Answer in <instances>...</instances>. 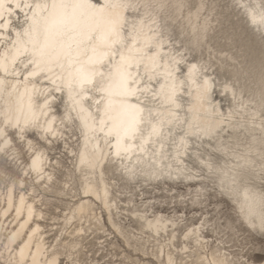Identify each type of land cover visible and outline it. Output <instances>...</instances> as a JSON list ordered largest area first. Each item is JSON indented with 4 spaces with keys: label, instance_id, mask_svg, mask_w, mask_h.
Here are the masks:
<instances>
[{
    "label": "bare ground",
    "instance_id": "6f19581e",
    "mask_svg": "<svg viewBox=\"0 0 264 264\" xmlns=\"http://www.w3.org/2000/svg\"><path fill=\"white\" fill-rule=\"evenodd\" d=\"M101 1L0 0V156L30 153L0 190V264H264V0H230L262 47L236 85L173 43L176 0L167 31ZM205 7L179 29L192 46Z\"/></svg>",
    "mask_w": 264,
    "mask_h": 264
},
{
    "label": "rangeland",
    "instance_id": "374dc122",
    "mask_svg": "<svg viewBox=\"0 0 264 264\" xmlns=\"http://www.w3.org/2000/svg\"><path fill=\"white\" fill-rule=\"evenodd\" d=\"M102 2L101 0H95ZM138 2L131 9V14L139 15L140 17L146 16L149 10H155L159 12L162 20V24L167 31V26L171 23V19L168 17V13L161 9L167 4H173L174 0H137ZM177 3L172 5V10L176 16L179 24L172 27L169 32L173 43L177 48H184L189 51L188 59L191 61H202L210 68V73H214V78H217V84L235 83L231 71L239 70L242 73L251 74L256 72V68L250 63L247 58L249 52H246L248 45H253V53L256 56L261 54L262 47L256 44L257 39H260L259 32L254 30L252 26L248 25L246 17L238 15V9L236 10L235 4L230 0H176ZM206 5L204 10L201 12L199 18V24L202 26L203 22L209 23L210 29L204 34L201 46H192L190 44V37L185 35H179V29L181 25L185 29L189 27L186 22L188 18L197 11L199 2ZM138 3L140 4L138 6ZM212 10V12H210ZM216 19V22L211 20ZM181 23V24H180ZM264 37V35H263ZM221 59V60H220ZM222 60H226L223 63ZM224 65L228 69L222 72L220 66ZM185 70V67H184ZM187 72V71H186ZM236 85V83H235ZM214 90V89H213ZM220 89H215L214 98H218L222 103V107L227 108L233 106V101L230 97H226L220 93ZM61 102V101H60ZM57 111L62 113V107L57 103ZM13 138L17 139L18 136L11 133ZM33 138H38L35 133L30 134ZM76 138H74V141ZM19 142V141H18ZM17 146L21 152L20 160H14L13 157L0 156V167L5 172L0 174V190H4L8 187L11 181L20 178L24 171V166L30 161V153L28 149H25L23 144L18 143ZM42 143V142H41ZM55 151L50 152L51 158H62L65 165L72 167V157L68 154V151L60 145ZM30 178V177H29ZM34 180V179H33ZM31 180L28 179V185ZM181 192H186L185 187L180 188ZM42 192V191H41ZM156 196L158 194L155 192ZM154 196V194H153ZM48 198L52 201V205L48 206L56 215H60L62 211H65V204L71 202L70 198L59 197L57 198L53 194H48ZM58 207V208H57ZM165 209H167L165 207ZM53 221H49L48 224H53ZM50 229V228H49ZM255 235V233H252ZM257 239L261 240V246L263 251L256 252L260 258L264 257V238L255 235ZM101 254H97L100 257ZM135 258H141L143 261H147L142 255L134 254ZM108 260V259H107Z\"/></svg>",
    "mask_w": 264,
    "mask_h": 264
}]
</instances>
